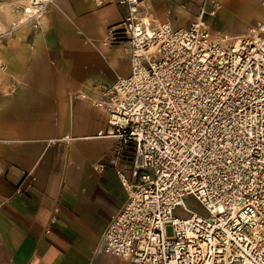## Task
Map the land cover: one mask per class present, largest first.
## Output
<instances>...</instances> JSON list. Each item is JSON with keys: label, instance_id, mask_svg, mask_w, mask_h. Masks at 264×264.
<instances>
[{"label": "built area", "instance_id": "obj_1", "mask_svg": "<svg viewBox=\"0 0 264 264\" xmlns=\"http://www.w3.org/2000/svg\"><path fill=\"white\" fill-rule=\"evenodd\" d=\"M52 1L29 0L31 15ZM109 1L127 7L107 41L128 42L131 71L92 103L109 114L99 135L120 141L116 167H130L117 168L128 199L104 250L129 264H264V20L232 36L207 21L216 1L184 27L147 23L142 0Z\"/></svg>", "mask_w": 264, "mask_h": 264}, {"label": "crops", "instance_id": "obj_2", "mask_svg": "<svg viewBox=\"0 0 264 264\" xmlns=\"http://www.w3.org/2000/svg\"><path fill=\"white\" fill-rule=\"evenodd\" d=\"M105 1L53 0L3 59L0 264H129L102 245L128 199L117 168L130 167L122 156L116 167L120 141L99 135L109 114L92 103L131 71L128 42L107 41L127 7ZM213 1L219 9L206 18L230 24L231 10L251 0H142L141 12L152 24L184 27Z\"/></svg>", "mask_w": 264, "mask_h": 264}, {"label": "rangeland", "instance_id": "obj_3", "mask_svg": "<svg viewBox=\"0 0 264 264\" xmlns=\"http://www.w3.org/2000/svg\"><path fill=\"white\" fill-rule=\"evenodd\" d=\"M255 3L256 0H251L248 4L245 1L241 7L231 10L230 24L228 21L220 20V17H209L207 20L214 30L232 36L242 34L249 26L256 25L262 19L264 8H257ZM27 6H30L29 0H0V75L2 71L6 72L8 69V64L3 59L16 52L18 47L16 41L36 22L34 16L25 15ZM185 202L190 208L203 212L202 205L194 197L187 196ZM179 215L182 216V213L179 212Z\"/></svg>", "mask_w": 264, "mask_h": 264}, {"label": "bare ground", "instance_id": "obj_4", "mask_svg": "<svg viewBox=\"0 0 264 264\" xmlns=\"http://www.w3.org/2000/svg\"><path fill=\"white\" fill-rule=\"evenodd\" d=\"M28 5H29V4H28ZM32 10H33V8H32L31 6H27V8H26V10H25V11H26L25 15H26V16H27V15H31ZM145 20H146L147 23H149L148 18L145 17Z\"/></svg>", "mask_w": 264, "mask_h": 264}]
</instances>
